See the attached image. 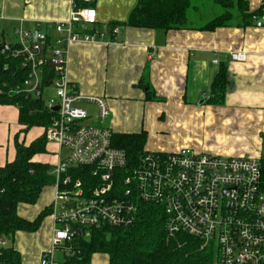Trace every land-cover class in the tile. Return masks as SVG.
<instances>
[{
	"label": "crops",
	"instance_id": "0c3cea01",
	"mask_svg": "<svg viewBox=\"0 0 264 264\" xmlns=\"http://www.w3.org/2000/svg\"><path fill=\"white\" fill-rule=\"evenodd\" d=\"M246 1L252 12L261 9L257 19L263 22L262 27L256 19L247 27L237 26L240 20L235 11V25L202 30L224 10L199 2L189 11L186 29L166 32L125 26L138 0H93L92 7L98 13L96 28L105 33L104 41L74 43L68 49V78L85 98L78 106L90 114L85 124L107 126L115 136L144 134L147 152L172 153L186 148L263 160L264 0ZM0 3L2 37L8 45H12L8 40L22 22L34 33L39 24L64 21L70 8L67 0ZM113 25L119 28L116 36L110 32ZM233 51L246 53L248 60L232 61ZM221 66L227 68L228 86L224 104L216 105L209 102ZM89 97L107 101L111 115L106 122L98 119L97 107ZM44 136V127L27 129L20 123L18 107L0 105V167L15 161L17 140L29 146ZM61 152L66 153L55 143L46 142V152L35 155L33 161L51 166L53 174ZM55 193L53 184L44 189L35 205L18 207V215L28 221L51 210L37 232H18L11 240L10 246L20 254L23 264H38L50 249ZM104 264H108V257Z\"/></svg>",
	"mask_w": 264,
	"mask_h": 264
},
{
	"label": "built area",
	"instance_id": "2783aa9c",
	"mask_svg": "<svg viewBox=\"0 0 264 264\" xmlns=\"http://www.w3.org/2000/svg\"><path fill=\"white\" fill-rule=\"evenodd\" d=\"M67 2V18L39 24L32 44L35 32L27 31L23 22L18 25L15 35L20 42L11 52L13 58L23 60L28 73L23 87L14 93L43 99L47 89L54 91L46 102L55 116L45 130V139L66 151L65 155L61 152L53 171L56 193L51 246L38 264H61L58 252L75 256L79 252L74 250V241L88 238L90 229L133 225L141 203L164 210L169 235L184 234L213 245V264H264L262 159L222 157L185 148L172 153L145 151L138 164L131 165L128 153L114 147L111 128L85 124L90 114L78 106L85 98L68 78V49L74 43L104 41L105 33L96 28L98 13L93 0ZM2 9L0 3V45L4 43ZM254 19L258 27L263 26L261 20ZM110 32L116 36L119 28ZM230 58L246 62L248 55L233 51ZM87 99L96 105L98 119L106 122L111 115L107 101ZM80 169H88L92 187L86 188L84 178L76 176ZM10 243L0 237V250L9 248Z\"/></svg>",
	"mask_w": 264,
	"mask_h": 264
},
{
	"label": "trees",
	"instance_id": "16d2710c",
	"mask_svg": "<svg viewBox=\"0 0 264 264\" xmlns=\"http://www.w3.org/2000/svg\"><path fill=\"white\" fill-rule=\"evenodd\" d=\"M197 2L211 3L224 10L202 30L213 31L235 25V11L239 13L237 26L247 27L254 18L261 15V9L252 12L246 0H138L125 26L151 30L186 29L188 14L196 8ZM117 25H113L115 27ZM114 38V37H113ZM10 50H0V105L19 108L20 123L27 129L47 128L55 116L42 98L28 97L24 93H14L23 87L28 75L22 67L21 58H13ZM228 86L227 68L220 67L212 84L213 92L209 103L224 104ZM45 136L25 146L17 140L15 161L0 167V237L13 241L18 232H37L51 210H44L35 221H28L18 215L21 204L35 205L44 189L55 182L52 167L37 163L33 158L46 152ZM145 135L113 136V145L128 153L131 165H137L144 154ZM263 186H264V159ZM88 169H80L76 176L84 178L86 188L94 185L86 174ZM85 233V231H84ZM75 256H64L61 264H90L93 256L108 257V264H213L215 247L184 234L171 236L166 231L164 210L154 204L141 203L137 221L122 228L104 227L90 229L88 238L81 236L74 241ZM0 264H23L20 254L12 247L0 250Z\"/></svg>",
	"mask_w": 264,
	"mask_h": 264
},
{
	"label": "rangeland",
	"instance_id": "374dc122",
	"mask_svg": "<svg viewBox=\"0 0 264 264\" xmlns=\"http://www.w3.org/2000/svg\"><path fill=\"white\" fill-rule=\"evenodd\" d=\"M197 3H199V2H197ZM1 38L3 40L2 35H1ZM3 42H4V40H3ZM8 42L15 46V44H18L20 41H19V38L14 34V36L12 35L11 38L8 40ZM47 91L45 92L44 97H43L45 102H47L50 99V97H51V89H49L48 92ZM46 129L47 128H45V130ZM260 156L264 159V150H261ZM40 159L44 160V157H40ZM56 258H57L59 263H62L64 261L63 260L64 257L62 256V253H60V252H58L56 254ZM106 262H107V257L105 255H98V256L95 255V256H93L92 261H91L90 264H104Z\"/></svg>",
	"mask_w": 264,
	"mask_h": 264
},
{
	"label": "water",
	"instance_id": "95a60500",
	"mask_svg": "<svg viewBox=\"0 0 264 264\" xmlns=\"http://www.w3.org/2000/svg\"><path fill=\"white\" fill-rule=\"evenodd\" d=\"M37 32H38V31H35L33 37L31 38V40H30V43H31V44L35 42L36 37H37ZM0 50H1V51H2V50L9 51V50H10V47L8 46L7 43L4 42L2 45H0ZM54 111H58V107L55 108Z\"/></svg>",
	"mask_w": 264,
	"mask_h": 264
}]
</instances>
